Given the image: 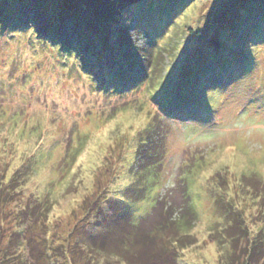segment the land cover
Returning <instances> with one entry per match:
<instances>
[{"label":"rangeland","instance_id":"1","mask_svg":"<svg viewBox=\"0 0 264 264\" xmlns=\"http://www.w3.org/2000/svg\"><path fill=\"white\" fill-rule=\"evenodd\" d=\"M154 1L110 25L86 0H0L11 18L57 21L70 50L0 31V264H126L90 240L127 241L171 216L185 229L166 264H264V0H157L164 29ZM77 49L105 79L157 70L96 91ZM155 91L173 97L165 112ZM195 110L210 114L175 116Z\"/></svg>","mask_w":264,"mask_h":264},{"label":"trees","instance_id":"2","mask_svg":"<svg viewBox=\"0 0 264 264\" xmlns=\"http://www.w3.org/2000/svg\"><path fill=\"white\" fill-rule=\"evenodd\" d=\"M148 1L150 0H86L93 19L100 24L110 25H120L130 8L138 5H143ZM154 2V18L156 22L155 25L160 29H164L165 20L163 18L162 9L159 7L157 0H155ZM174 15L176 16V14ZM28 17L33 20L28 21L17 17L11 18L8 13L0 10V31L2 32V36L6 35L4 31H8L7 28L12 26L18 33L26 34V39H29L30 36L34 38V35H38L42 38H46L50 43H52V46L56 47L58 50H60L58 43L63 47L64 50L68 48L66 44H62V40H58L54 35L58 34V32L55 31L57 29V26H59V23L57 21L46 22L45 20H43L42 13L38 15V10L36 9L32 10L31 13H28ZM174 20V16H171L170 19H167L166 21H168L169 23H173ZM72 44H69L71 52L72 49H74V47H72ZM69 51L70 50H67L65 51V53H68ZM86 53L90 54L89 51L81 52L79 49H77L76 53L77 56L83 54V56H80V60L82 62L84 61V72H93L94 68H97L98 70L106 69L104 63H102V61L99 58H96L94 55L90 54L92 55L91 57L85 58ZM243 65H241L240 68H242ZM246 65H249V63ZM155 66V63L147 66L144 72V77L140 78L142 80L133 81V83L129 81L125 82L122 80L124 83H121L120 81L118 82L112 79L110 76L109 82H112V84L116 85L117 87L122 86V90L130 89L131 87L136 89L140 87L144 79L146 80V77H148L149 75L151 76V78L153 77V71L150 70H157V66ZM240 68H237L235 70L238 71L240 70ZM240 71H243V69H241ZM96 75H98L99 78H101L102 76V74L100 73H96ZM216 77H218V75ZM116 93H119V91H116ZM156 93L157 92L155 91V94ZM157 97L159 98V100H161L162 105H165V103H167L166 106L169 105V98H173L172 95H167L165 97L166 99L162 100V96H160L158 93ZM148 142H150L148 138L146 140L143 139L141 141V146L144 147L145 145H149ZM140 165L142 167V164L138 163V167L140 168L139 173H143L144 168L141 169ZM190 205V210L196 214L197 210L192 204V201H190ZM184 229L185 226L184 223L181 222V219H177V217L171 216L159 223V225H157V227H155L148 234H141L139 233V231H135L134 234H131V236H129L127 241L121 239V242L118 241L119 243H116L113 241V232H110V239L104 237L101 242H97V240L95 241L96 238H93L90 240L89 244L90 247L92 246L103 252L111 251L113 255L120 257L121 260H123V262H125L126 264H166L165 261L169 259V257L166 256L167 253H169L170 251L179 253L180 242L178 241L179 239L175 240L174 238L179 237L180 232ZM120 230L121 234L124 233V226H122ZM170 256L172 255L170 254ZM173 257V261L175 264H178V262L179 264H181L180 257Z\"/></svg>","mask_w":264,"mask_h":264}]
</instances>
